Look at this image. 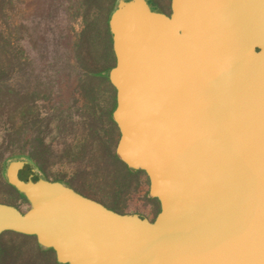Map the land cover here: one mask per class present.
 I'll use <instances>...</instances> for the list:
<instances>
[{
  "label": "water",
  "instance_id": "1",
  "mask_svg": "<svg viewBox=\"0 0 264 264\" xmlns=\"http://www.w3.org/2000/svg\"><path fill=\"white\" fill-rule=\"evenodd\" d=\"M117 0L116 156L148 178L159 211L118 212L27 159L5 179L0 235L34 236L61 264H264V0Z\"/></svg>",
  "mask_w": 264,
  "mask_h": 264
},
{
  "label": "rangeland",
  "instance_id": "2",
  "mask_svg": "<svg viewBox=\"0 0 264 264\" xmlns=\"http://www.w3.org/2000/svg\"><path fill=\"white\" fill-rule=\"evenodd\" d=\"M164 1L163 7L170 10V0ZM13 4L11 65L5 74L1 72L0 202L21 210L28 206L8 193L2 180L6 167L3 172L2 161L23 154L40 165L46 179H60L107 207L153 218L152 204L145 198V173L121 172L113 160L115 146L103 145V140L80 145L77 72L72 70L80 19L75 18L73 0H14ZM150 8L157 10L153 5ZM42 249L49 248L38 245L33 236L3 232L0 264H18L29 252L43 254ZM47 253L56 261L54 252Z\"/></svg>",
  "mask_w": 264,
  "mask_h": 264
},
{
  "label": "trees",
  "instance_id": "3",
  "mask_svg": "<svg viewBox=\"0 0 264 264\" xmlns=\"http://www.w3.org/2000/svg\"><path fill=\"white\" fill-rule=\"evenodd\" d=\"M72 3V0H69ZM117 0H73L75 10V18H79V31L77 32L76 41L72 47L75 51V63L72 70L76 74V91L78 104V114L81 117L79 121V138L83 139L81 146H87L91 142L103 140L112 148L116 145L119 137L117 127L112 120L111 112L115 107V91L108 80V69L114 65L113 52L111 49V37L108 29V18L111 11L115 8ZM147 3L153 5L157 11L169 13V10L163 7L166 4L163 0H146ZM14 0H0V92L2 91V73L11 65L10 61V43L11 15L14 11ZM13 5V7H12ZM149 5V6H150ZM12 11V12H11ZM97 63H100L99 66ZM106 66V67H105ZM2 72V73H1ZM80 141V140H79ZM16 158L29 160L35 167L36 171L41 175L40 165L30 156L23 154L9 156L2 161V171L6 164ZM114 163L119 167L120 171H126L127 174L138 173L141 170L131 171L126 165L113 154ZM2 180L6 186V190L15 198L22 199L27 203L22 193L18 192L12 185L7 183L4 176ZM60 180V179H57ZM145 198L152 204L154 216L159 211V203L156 198L145 195ZM28 204V203H27ZM108 208L123 212L114 206ZM13 232V231H5ZM13 234H19L13 232ZM23 235V234H22ZM34 237V236H33ZM40 248V247H39ZM43 254L38 255L29 252L24 258L19 259L18 264H61L53 259L47 252H53L52 249H42Z\"/></svg>",
  "mask_w": 264,
  "mask_h": 264
},
{
  "label": "flooded vegetation",
  "instance_id": "4",
  "mask_svg": "<svg viewBox=\"0 0 264 264\" xmlns=\"http://www.w3.org/2000/svg\"><path fill=\"white\" fill-rule=\"evenodd\" d=\"M149 4V3H148ZM166 13V12H165ZM60 182H62L63 184H65V185H67V186H70V185H68L67 183H64L63 181H61V180H59ZM71 187V186H70ZM71 188H73L74 190H76L74 187H71ZM77 192H79L78 190H76ZM81 193V192H80ZM81 194H83V193H81ZM84 195V194H83ZM155 217V216H154ZM153 217V218H154ZM148 218V217H147ZM153 218H149L150 220H152Z\"/></svg>",
  "mask_w": 264,
  "mask_h": 264
},
{
  "label": "crops",
  "instance_id": "5",
  "mask_svg": "<svg viewBox=\"0 0 264 264\" xmlns=\"http://www.w3.org/2000/svg\"><path fill=\"white\" fill-rule=\"evenodd\" d=\"M152 198V197H151ZM151 211H152V207H151ZM147 216V215H146ZM148 217V216H147ZM149 218V217H148ZM31 236V235H30Z\"/></svg>",
  "mask_w": 264,
  "mask_h": 264
}]
</instances>
